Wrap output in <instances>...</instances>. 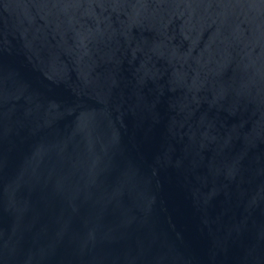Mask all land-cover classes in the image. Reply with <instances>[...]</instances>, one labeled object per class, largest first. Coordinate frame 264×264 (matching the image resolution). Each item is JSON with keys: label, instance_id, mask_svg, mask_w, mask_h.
I'll use <instances>...</instances> for the list:
<instances>
[{"label": "water", "instance_id": "95a60500", "mask_svg": "<svg viewBox=\"0 0 264 264\" xmlns=\"http://www.w3.org/2000/svg\"><path fill=\"white\" fill-rule=\"evenodd\" d=\"M0 264H264V0H0Z\"/></svg>", "mask_w": 264, "mask_h": 264}]
</instances>
